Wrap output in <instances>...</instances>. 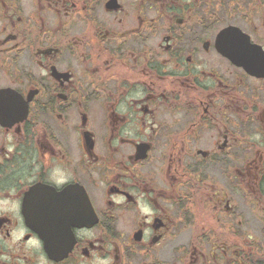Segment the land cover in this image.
I'll use <instances>...</instances> for the list:
<instances>
[{
  "label": "flooded vegetation",
  "instance_id": "af4514ba",
  "mask_svg": "<svg viewBox=\"0 0 264 264\" xmlns=\"http://www.w3.org/2000/svg\"><path fill=\"white\" fill-rule=\"evenodd\" d=\"M0 264H264V0H0Z\"/></svg>",
  "mask_w": 264,
  "mask_h": 264
}]
</instances>
